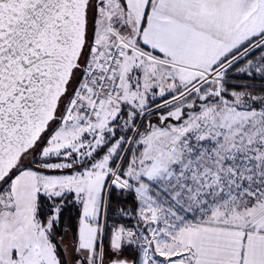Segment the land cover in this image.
Here are the masks:
<instances>
[{
	"label": "snow or ice",
	"instance_id": "obj_1",
	"mask_svg": "<svg viewBox=\"0 0 264 264\" xmlns=\"http://www.w3.org/2000/svg\"><path fill=\"white\" fill-rule=\"evenodd\" d=\"M0 264H264V0H0Z\"/></svg>",
	"mask_w": 264,
	"mask_h": 264
}]
</instances>
